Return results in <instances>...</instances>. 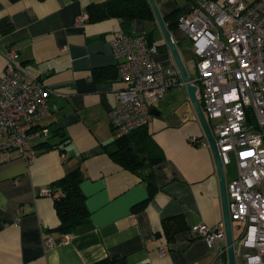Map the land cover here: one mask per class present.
<instances>
[{
	"label": "crops",
	"instance_id": "0c3cea01",
	"mask_svg": "<svg viewBox=\"0 0 264 264\" xmlns=\"http://www.w3.org/2000/svg\"><path fill=\"white\" fill-rule=\"evenodd\" d=\"M103 1L0 0V68L7 49L15 48L21 65L51 90L49 113L37 125L48 133L30 138L35 156L27 160L12 150L0 162V264H99L105 258L114 264H227L226 252L215 260L206 240L191 231L197 223L213 229L223 224V215L213 155L202 144L184 85L171 86L154 104L158 112L150 122L129 133L133 141L149 133L163 155L151 166L152 193L109 153L115 138L106 114L126 85L110 45L120 21L76 23L89 3ZM156 2L163 17L192 5V0ZM176 15L164 20L181 54L182 31L171 25ZM140 34L158 47L154 64L175 66L155 19L133 20L131 35ZM230 153L226 184L237 172ZM74 169L81 174L89 219L62 233L56 229L51 184ZM231 225L236 264H244L255 249L242 244L244 224ZM221 245L225 248L224 238Z\"/></svg>",
	"mask_w": 264,
	"mask_h": 264
},
{
	"label": "built area",
	"instance_id": "2783aa9c",
	"mask_svg": "<svg viewBox=\"0 0 264 264\" xmlns=\"http://www.w3.org/2000/svg\"><path fill=\"white\" fill-rule=\"evenodd\" d=\"M87 19L83 12L76 23L83 25ZM176 23L189 41L196 65L190 81L197 87L196 97L224 165L234 153L236 176L226 184L229 214L244 224L242 244L255 249L244 264H259L264 254V0H192ZM110 45L126 82L106 114L116 139L145 127L154 104L171 86L183 82L175 66L152 62L158 49L145 35L119 29ZM17 55L15 48L7 49L0 68V162L12 150L32 159L36 151L31 136L48 133L37 125L49 113L51 90L21 65ZM191 231L206 240L215 260L221 259L222 223L213 229L197 223ZM67 240L64 236L62 242Z\"/></svg>",
	"mask_w": 264,
	"mask_h": 264
},
{
	"label": "trees",
	"instance_id": "16d2710c",
	"mask_svg": "<svg viewBox=\"0 0 264 264\" xmlns=\"http://www.w3.org/2000/svg\"><path fill=\"white\" fill-rule=\"evenodd\" d=\"M86 12L88 13L87 21L118 18L121 29L127 34H131L133 20L155 19L148 0H107L89 3ZM177 12L178 10L175 9L164 18L172 17ZM176 18L171 25H177ZM145 37L150 43V36L146 34ZM109 153L123 167L141 176L147 183L149 193H152L155 187L151 166L163 155L149 133L144 131L135 141L130 140V134L116 138ZM80 179L79 169H74L54 180L51 184V192L57 193L54 196V208L59 218L56 229L62 233L71 232L76 226L87 222L89 219V211L84 202L85 196L79 186ZM99 264H114V261L105 258L100 260Z\"/></svg>",
	"mask_w": 264,
	"mask_h": 264
},
{
	"label": "water",
	"instance_id": "95a60500",
	"mask_svg": "<svg viewBox=\"0 0 264 264\" xmlns=\"http://www.w3.org/2000/svg\"><path fill=\"white\" fill-rule=\"evenodd\" d=\"M150 7L152 9L154 18L161 30L165 44L173 58L175 67L179 73V76L183 82V85L186 89L188 98L191 102L193 110L196 114V117L202 128L205 140L207 141L210 150L213 155L215 168L218 176L219 189H220V198H221V207L223 215V228H224V240H225V252L227 264H236L235 257V238L232 233V220L229 214L228 208V198L226 190V182L224 179V164L222 162L221 155L219 154L218 147L216 144L215 137L212 133L208 120L205 116V113L196 97V85L192 84L190 81L189 72L187 67L181 57L177 44L172 36L171 31L169 30L167 23L164 20L162 13L159 10L156 0H148ZM152 114H156L158 111L155 108H151Z\"/></svg>",
	"mask_w": 264,
	"mask_h": 264
},
{
	"label": "rangeland",
	"instance_id": "374dc122",
	"mask_svg": "<svg viewBox=\"0 0 264 264\" xmlns=\"http://www.w3.org/2000/svg\"><path fill=\"white\" fill-rule=\"evenodd\" d=\"M219 2H221L222 0H218ZM184 13V11H179L176 15V17L180 14ZM182 32V37H184V40H185V46L183 49H181V54L183 55V58L185 60V63L187 65V70L190 74H194L195 71H196V65H195V62H194V59H193V56H192V51H191V48H190V45H189V42L188 40L185 38V33L183 30H181ZM162 67V66H161ZM230 158H231V164H233V158H232V153L229 154ZM230 165H228L230 167ZM227 166V167H228Z\"/></svg>",
	"mask_w": 264,
	"mask_h": 264
}]
</instances>
